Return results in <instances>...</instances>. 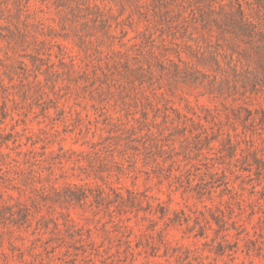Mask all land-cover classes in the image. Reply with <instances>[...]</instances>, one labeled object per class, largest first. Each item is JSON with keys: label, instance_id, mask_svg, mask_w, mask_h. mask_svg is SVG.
<instances>
[{"label": "rangeland", "instance_id": "rangeland-1", "mask_svg": "<svg viewBox=\"0 0 264 264\" xmlns=\"http://www.w3.org/2000/svg\"><path fill=\"white\" fill-rule=\"evenodd\" d=\"M0 264H264V11L0 0Z\"/></svg>", "mask_w": 264, "mask_h": 264}, {"label": "trees", "instance_id": "trees-1", "mask_svg": "<svg viewBox=\"0 0 264 264\" xmlns=\"http://www.w3.org/2000/svg\"><path fill=\"white\" fill-rule=\"evenodd\" d=\"M252 2H254V4L260 8V10H263L264 11V0H251ZM68 188H81L79 186H77L76 184H69L67 185ZM54 190H56V188H54ZM80 190V189H79Z\"/></svg>", "mask_w": 264, "mask_h": 264}]
</instances>
